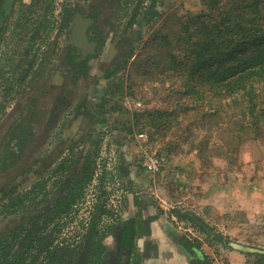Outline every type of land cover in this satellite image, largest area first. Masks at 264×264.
Instances as JSON below:
<instances>
[{"label":"rangeland","instance_id":"374dc122","mask_svg":"<svg viewBox=\"0 0 264 264\" xmlns=\"http://www.w3.org/2000/svg\"><path fill=\"white\" fill-rule=\"evenodd\" d=\"M139 1L144 9L131 32L130 48L123 54L127 67L111 78L100 79L91 92L92 106L88 118L96 137L101 139L93 180L69 212L57 215L59 227L52 235L55 234L57 242L69 245L71 261L77 263L80 257L77 251H72L78 244L76 241L80 242L85 231L89 234L94 229L93 244L87 241L88 248L84 252L91 253L89 264H99V257L105 259L115 248V226L123 227L129 218H133L137 224V237L132 264H191L180 244L182 238L200 244L208 264H264L262 144L248 142L235 154L218 147L215 152L209 150L200 155L198 148H191L198 147L206 136L199 129L192 132L194 137L191 134L187 142L185 135L179 136L182 128L177 132L173 130L175 133L171 132L166 138H152L142 125L136 127L134 113L153 110L169 102L161 84H151L150 77L145 75L155 72L150 62L147 68L145 66L149 55L145 44L158 29L165 28L169 16L196 13L201 9V0ZM38 17L33 12L31 18L36 21ZM14 19L15 15L11 24ZM33 25L36 26L34 22ZM24 28L22 33L9 31L0 57V104L7 111L23 101L28 107L27 112L32 108L27 96L33 83H29L26 77L21 84L17 83V78L24 73L19 55L30 46L28 27L24 25ZM20 33L22 38L19 41L17 35ZM46 35L43 33L44 37ZM43 38L34 41L35 49L41 48ZM4 49L9 53L5 54ZM8 70L10 74L7 75L5 71ZM131 73L135 78L131 79ZM154 77L159 79L157 75ZM118 78L128 79L130 85L139 84L140 92L135 90L134 95L116 94L115 98H108V101L112 98L118 102L123 113H110L112 103H109L106 114L101 100L109 81ZM28 83L32 86L29 87ZM153 88L157 91L154 92ZM13 119V116L6 117L0 112V124L5 121L2 128L8 127ZM140 133L147 134L144 144L150 150L167 158L168 165L160 173L151 174L141 166L140 146L144 144L136 139ZM217 139L219 137L211 140L212 143ZM14 144L5 139L0 154L10 158L13 147L16 148ZM102 211L105 212L101 214ZM4 224L0 217V227ZM37 264H50V261L42 260Z\"/></svg>","mask_w":264,"mask_h":264},{"label":"flooded vegetation","instance_id":"af4514ba","mask_svg":"<svg viewBox=\"0 0 264 264\" xmlns=\"http://www.w3.org/2000/svg\"><path fill=\"white\" fill-rule=\"evenodd\" d=\"M138 2L141 1L0 0V57L9 31L22 33L24 25L27 26L30 46L19 55L24 73L17 78V83L21 84L25 77L33 83V86L28 83L29 87L32 86L27 96L31 100L30 105L28 102L32 107L30 111H26L28 107L24 101L8 111L0 104L2 115L5 113L6 117L14 118L8 127L2 128L5 121L0 124V146L5 139L9 144L16 143L10 158L0 154V217L5 221L0 227V264H14L9 262L10 248L7 247L11 246L12 251L16 249L20 239L18 234H26L25 231L33 225L36 211L49 202L45 195L50 200L65 197L73 183L81 180V175L78 178L76 175L90 156L96 169L94 155L96 143L101 139L96 137L88 118L92 106L91 92L96 82L118 67L123 54L130 48L131 32L141 15L133 20ZM143 9L142 3L140 13ZM33 12L39 16L36 21L31 18ZM21 33L17 35L19 41ZM43 33L47 35L44 37ZM38 37H44L43 45L35 49L33 43ZM6 49L5 54L9 53ZM9 71H5L7 75ZM40 167H43L41 174L35 176V170ZM17 185L22 186L17 193L3 196ZM55 204L56 201L52 202L50 207ZM62 213L63 210L57 214ZM50 215L39 221L44 222L45 229L41 231L44 240L36 242L34 256L42 246L44 249L34 264L50 260L49 251L69 246L57 242L55 234L52 235L59 227L56 221L59 217L54 213ZM131 220L136 223L133 218L126 222ZM122 232V225H116L115 248L105 259L100 256L99 264H132L133 252L129 257L128 252H120ZM89 235L85 231L80 242L76 241L77 246L72 247L80 257L77 263H72L70 251L64 256L65 264L91 262V253L84 252L88 248L87 241L93 244ZM8 236L12 239L6 242ZM29 262L30 259L26 263Z\"/></svg>","mask_w":264,"mask_h":264},{"label":"trees","instance_id":"16d2710c","mask_svg":"<svg viewBox=\"0 0 264 264\" xmlns=\"http://www.w3.org/2000/svg\"><path fill=\"white\" fill-rule=\"evenodd\" d=\"M141 7L142 3L138 2L133 20L141 14ZM164 25L165 28L158 29L145 44L149 53L145 66L147 68L150 62L151 69L155 71L145 75L150 77L151 84H161L169 102L153 110L134 113L136 127L142 125L152 138H166L182 128L179 136L185 135L187 142L191 134L194 137L192 132L199 129L206 136H203L198 147L191 148H198L200 155L209 150L215 152L218 147L227 148L229 154H235L240 146L248 142H259L264 147V0H201L199 11L186 15L173 14L165 20ZM127 65L126 60L122 61L114 71L107 73L106 78L116 75ZM156 75L159 79L154 77ZM130 77L135 78V74L131 73ZM128 79L109 81L101 100L104 113L107 114L109 103H112L109 105L110 113H123L119 103L112 100L116 94L123 96L125 93L134 95L135 90L140 92L139 84L130 85ZM153 91L156 92L157 88H153ZM129 133L132 131L129 130ZM217 137L219 139L212 143L211 140ZM99 144L98 141L95 159L99 154ZM50 160L52 162L54 158ZM42 170L43 167L35 170L34 175L41 174ZM94 172L95 162L91 161L90 156L76 175V178L81 175V180L73 183L65 197L50 200L45 195L49 202L36 211L33 225L25 231L26 234H18L20 239L16 249L12 251L11 246L7 247L10 248L9 262L35 263L44 249L42 246L38 255L34 256L36 242L44 240L41 237L44 222L39 221L46 215L52 216L50 213L57 216L62 210L69 212L82 198L86 186L93 180ZM21 187L14 186L3 196L15 194ZM54 201L56 204L50 207ZM30 219L33 220V217ZM135 227L133 220L126 222L120 237V252H128V257L135 248ZM94 233L92 229L89 237ZM5 238L8 242L11 237ZM12 238H16V233ZM180 244L191 264H208L200 244L187 238H182ZM69 251L64 247L49 251V261L51 264H65L64 256ZM27 256L31 260L29 263H26Z\"/></svg>","mask_w":264,"mask_h":264},{"label":"built area","instance_id":"2783aa9c","mask_svg":"<svg viewBox=\"0 0 264 264\" xmlns=\"http://www.w3.org/2000/svg\"><path fill=\"white\" fill-rule=\"evenodd\" d=\"M138 141L147 142V134L140 133L136 136ZM140 164L143 169L151 174L160 173L167 165L168 161L164 155L150 150L145 144L140 146Z\"/></svg>","mask_w":264,"mask_h":264},{"label":"water","instance_id":"95a60500","mask_svg":"<svg viewBox=\"0 0 264 264\" xmlns=\"http://www.w3.org/2000/svg\"><path fill=\"white\" fill-rule=\"evenodd\" d=\"M179 239H180V236L179 235H176Z\"/></svg>","mask_w":264,"mask_h":264}]
</instances>
